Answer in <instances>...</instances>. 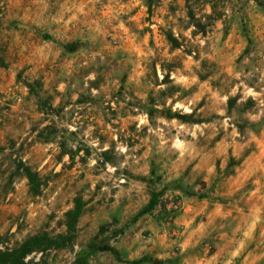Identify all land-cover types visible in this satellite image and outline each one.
Instances as JSON below:
<instances>
[{
    "label": "rangeland",
    "instance_id": "1",
    "mask_svg": "<svg viewBox=\"0 0 264 264\" xmlns=\"http://www.w3.org/2000/svg\"><path fill=\"white\" fill-rule=\"evenodd\" d=\"M74 201L25 261L264 264V0H0V250Z\"/></svg>",
    "mask_w": 264,
    "mask_h": 264
},
{
    "label": "trees",
    "instance_id": "2",
    "mask_svg": "<svg viewBox=\"0 0 264 264\" xmlns=\"http://www.w3.org/2000/svg\"><path fill=\"white\" fill-rule=\"evenodd\" d=\"M166 42L170 47L176 48V44L171 38L166 37ZM176 120L184 122V117H177ZM23 178L28 184H31V176L25 168L23 169ZM154 203V196L150 194L146 205L136 213L134 218L149 212ZM80 208V203L74 201L71 210L64 214L63 234L55 235L53 237H47L44 234L31 236L25 238L22 242L10 249H1L0 264H39L41 261L40 259L36 263H31L25 261V258L32 254H38L40 257L46 250H58L67 247L71 241L70 233L73 230V224L79 215ZM83 262V259L79 258L75 259L73 264H84Z\"/></svg>",
    "mask_w": 264,
    "mask_h": 264
},
{
    "label": "crops",
    "instance_id": "3",
    "mask_svg": "<svg viewBox=\"0 0 264 264\" xmlns=\"http://www.w3.org/2000/svg\"><path fill=\"white\" fill-rule=\"evenodd\" d=\"M187 203V202H186ZM178 214L176 217H174L172 219V221L170 222V225L171 226H178L183 220H184V217H186V212L188 211V207L185 206V202L181 203L180 204V207H179V210H178ZM186 219H188V217H186Z\"/></svg>",
    "mask_w": 264,
    "mask_h": 264
}]
</instances>
